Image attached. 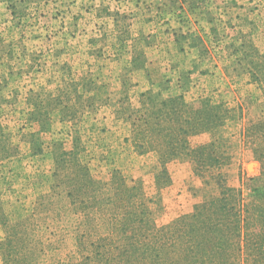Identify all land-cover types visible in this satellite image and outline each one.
I'll use <instances>...</instances> for the list:
<instances>
[{
    "label": "rangeland",
    "instance_id": "obj_1",
    "mask_svg": "<svg viewBox=\"0 0 264 264\" xmlns=\"http://www.w3.org/2000/svg\"><path fill=\"white\" fill-rule=\"evenodd\" d=\"M247 45L264 54V0H0V264L77 260L81 211L94 233L104 231L87 205L109 188L78 185L82 174L108 183L117 170L135 181L157 226L203 199L188 158L162 165L132 143L148 95L226 105L227 183L257 176L239 131L259 114L252 105L261 92L242 67L232 70L235 59L253 58ZM210 137L191 136L189 145ZM64 154L86 174L63 167Z\"/></svg>",
    "mask_w": 264,
    "mask_h": 264
},
{
    "label": "trees",
    "instance_id": "obj_2",
    "mask_svg": "<svg viewBox=\"0 0 264 264\" xmlns=\"http://www.w3.org/2000/svg\"><path fill=\"white\" fill-rule=\"evenodd\" d=\"M247 47L253 58L235 59L232 70L242 67L261 92V101L252 105L259 108V114L239 131L258 163V175L246 178V183L240 178L238 187L227 183L224 168L230 157L226 139L219 135L230 117L226 105L208 97L189 103L183 94L160 101L148 95L131 122L132 143L140 152H154L162 165L188 158L202 181L205 196L190 213L157 226L149 200L135 181L117 170L112 171L108 183L94 181L89 175L77 176L76 183H88L92 191L109 188V196L87 205V211L101 218L104 231L94 233L97 224L89 212L80 210L86 229L76 238L78 258L62 264H264V54L253 45ZM237 52L238 48L232 51ZM201 133L210 134V140L191 147L189 138ZM58 162L86 174V167L75 157L68 161L64 154ZM252 182L262 186L250 188ZM245 184L246 195L242 189Z\"/></svg>",
    "mask_w": 264,
    "mask_h": 264
}]
</instances>
